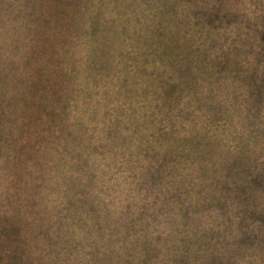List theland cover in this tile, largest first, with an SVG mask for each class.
<instances>
[{
    "label": "trees",
    "instance_id": "obj_1",
    "mask_svg": "<svg viewBox=\"0 0 264 264\" xmlns=\"http://www.w3.org/2000/svg\"><path fill=\"white\" fill-rule=\"evenodd\" d=\"M41 2L0 0L1 49L15 48L12 40L17 27L35 24L31 11L39 9L43 13L51 12L59 32L66 30L67 35L78 38L85 53L96 55L93 40L90 46L85 44L84 24L73 33L68 13L58 15L57 5ZM210 25L194 31L186 29L183 44L177 48L180 53L166 56L156 49L158 62L188 52L194 63L185 60L184 64V59L178 57L186 67V76L193 81L189 94H183L182 89L172 84L155 89L154 93H167L164 107L171 110L168 118L175 121L174 135L166 136V141L155 144L156 141L149 140L146 126L139 120L142 107L146 113L154 105L162 115L164 111L160 101L154 103V95L141 92V82L151 78L147 72L151 63L139 58L138 71L129 66L134 59L129 53L131 48L145 44L136 40V32L124 30L116 42L113 65L118 63L117 66L107 65L100 71L92 69L95 75L75 81L82 92L75 94L71 103L63 99L60 109L64 117L66 109L67 113L68 108L73 111V103L78 116L88 118V122L83 121L88 124L85 141L90 139L93 144L90 161L95 170L90 173V186L86 190L78 189L65 200L62 186L47 188L43 177L50 172L42 165L44 159L37 157L40 163L36 159L27 163L31 167L30 161L33 162L40 173L35 178L31 167L34 181L27 188V194L18 193L15 187L20 182L16 172L25 167L26 161L16 166L6 150L7 141L0 140V239L11 232L13 224L20 227L14 231L20 236L25 224L31 228L54 225L58 217L61 228L54 236L43 238L39 246L47 264H85L94 246L106 258H111V264H264V30L240 31L217 21ZM138 33L150 39V31ZM245 38L251 43L249 48L244 45ZM46 41L52 46L58 45V41L47 37ZM71 44L76 43L72 40ZM230 47L236 51L239 64L254 71L252 77H238L236 68L229 67L226 60ZM204 51L206 58L202 59ZM72 52L74 48L65 52L66 59ZM120 54L122 60L115 61ZM94 58L103 61L100 57ZM139 75L143 81H139ZM1 79L0 69V84ZM96 80L93 90L88 91L87 86ZM255 89L257 94H252ZM230 94L232 99L223 103V98ZM171 99L181 102L182 109H174ZM77 102L83 104V109ZM215 102H220L222 108L214 113L209 104L215 105ZM199 114L205 124L196 122ZM34 122L37 123V118ZM167 124L164 122L165 129ZM193 127L199 129V134L196 141L190 142ZM227 134L237 138L238 143L229 141ZM56 137L60 138L59 132L49 135L48 148L57 152ZM64 140L70 144L66 137ZM85 141L76 139L73 143L83 149ZM184 145L185 149L181 148ZM152 147L157 150L155 153ZM104 166L123 170L127 183L123 190L137 193L138 200L126 197L119 203L121 209L113 208L110 201L104 202L94 191ZM75 169L81 171L78 166ZM8 172L12 175L10 180ZM211 172L220 178L216 179ZM38 194L39 199L32 201ZM9 195L21 203L28 201L25 207L29 221H25L21 210L17 211L19 206L15 209V220H11L6 210ZM46 195L53 196L54 206L43 207ZM126 204H135L131 214L122 210ZM44 212L49 213L48 218ZM31 217L36 221L32 223ZM66 218L82 233L73 229L66 233L63 230ZM155 244L162 252L153 259L149 251ZM78 253L82 256L77 262L72 261Z\"/></svg>",
    "mask_w": 264,
    "mask_h": 264
},
{
    "label": "rangeland",
    "instance_id": "obj_2",
    "mask_svg": "<svg viewBox=\"0 0 264 264\" xmlns=\"http://www.w3.org/2000/svg\"><path fill=\"white\" fill-rule=\"evenodd\" d=\"M42 1L41 3L53 2V7L57 5L60 8L58 15H67L66 13L70 15L69 25L73 33H77L80 24H84L85 44L90 46L93 40V49L96 50V55L92 57L89 51L85 53L83 45L79 43L80 40L73 38L72 35H67L66 30L59 32L58 25L51 12L43 13L39 9L31 11L35 24L17 27V32L12 40L15 48H0V69L2 71L0 84V140L7 141L6 150L16 166H20L26 161L25 167L16 172L20 182L15 187L18 193L25 192L27 194V188L34 181L31 167L35 171V178L40 173L39 167L31 161L30 167L27 161L36 159L40 163L41 161L38 160L40 157L44 159L42 165L50 172V174L43 177L46 181L44 185L47 188L62 186L65 189L62 195H65V200L69 199L78 189L83 191L90 186V173L95 170V167L90 161V151L93 144L90 139L85 141L88 124L84 122H88V118L78 116L77 107L73 103V111L68 108L67 113L66 109L63 117L62 109H60L61 102L64 99L71 103L73 96L82 92V89L79 90L81 86L77 82L85 79V76L95 75L94 71H100L101 68L107 65H113L115 45L124 30L136 32V40L145 43L143 45L136 44L131 48L129 53L134 59L132 58V65L129 63V66L134 71H138L139 58L152 64H150L151 67L147 68V72L151 74L150 80L145 79L143 81L139 75V81L140 79L143 81L141 82L143 86L141 92L154 95L156 98L154 103L160 101L164 113L163 115L159 113L155 105L150 113H146L144 107H142L139 120L146 126L145 132L150 136L149 140L156 141L155 144H157V141H166V136H173L175 126L174 119L168 118L171 110L164 107L167 93H154L155 89L163 88L164 85L168 87L169 84H172L182 89L183 94H189L192 90L193 81L190 76H186V67L183 65V60L181 65V60L178 57L184 59V64L186 61L194 64L193 60H190L188 52L158 62L156 49L166 56L176 52L180 53L177 48L183 44V32L186 29L193 31L200 28L204 29V27L211 26L210 24H215V21L223 22L224 26L240 31L264 30V0ZM56 1L59 2L56 3ZM46 7L48 8L49 5L46 4ZM27 20L29 19L27 18ZM142 30L151 32L150 39L138 33ZM159 31L163 34L161 35ZM234 35L237 36V32ZM46 37L58 41V45H50L46 41ZM72 40L76 43L74 46L71 44ZM250 44V41L245 38L244 45L249 48ZM70 48H74V53L72 52L71 57L66 59L65 52ZM40 53H42L41 57L38 56ZM94 57H100L103 61H98ZM201 58H206L205 51L204 57L201 56ZM175 59H177V63L172 64ZM118 60H122L121 54L115 58V61ZM144 60L141 62L143 63ZM178 61H180V65ZM226 61H228L227 64L230 68H236L237 72H234L238 74V77L253 76L254 71L245 69L239 64L238 55L233 47L229 48ZM196 62L200 63V59H197ZM117 64L113 66H117ZM140 73L142 74L143 71ZM96 83H98L97 80L91 82L87 86L88 91L93 90ZM256 92V89L251 91L252 94H257ZM230 99H232L231 94L223 98V103ZM170 103L178 107L174 106V109H182L183 107L181 102L179 103L174 99H171ZM76 104L83 109L81 102ZM209 107L215 113L222 108V105L220 102H215V105L209 104ZM34 118H37V123L34 122ZM164 122H168L167 129L164 127ZM196 122L206 123L202 117L200 118V114L196 118ZM226 124L228 126L227 122ZM219 125L223 127L221 124ZM197 129V127L190 129L192 133L188 141L197 140L196 134H199V129ZM57 132L60 133V138L56 137V144L59 145L56 152L50 150L48 146L49 135ZM61 133L64 136L63 139ZM65 137L70 144L65 142ZM227 138L233 144L238 143L237 138L233 139L228 134ZM76 139L85 141L83 149H81V146H74L73 142ZM120 139L118 138V140ZM149 140H145V142L147 143ZM50 145L53 146L54 143ZM185 146L181 148L185 149ZM151 149L154 153L157 151L155 147ZM75 166L80 167L81 171L76 170ZM6 174L8 180H10L11 173ZM211 174L216 179L220 178L212 172ZM80 181L86 184L80 183ZM126 185L127 183L123 179V170L104 166L103 171L100 172L97 178V186L94 187V191L98 192L104 202L110 201L109 203H112L113 208L119 206L121 209L119 203L124 201L126 197H130L129 200L132 197L138 200L137 193L135 195L133 192L123 190ZM9 189L13 190L11 187ZM38 199L39 194L35 195L32 201ZM52 199L53 196L46 195V199L43 200V207L54 206L55 202ZM6 201L9 202L6 203V210L9 216L12 217V221L15 220L14 216L17 215L15 214L16 206L20 207L17 208V211L21 210L25 221L30 220L25 207L28 201L21 203L18 202L17 198L15 199L10 195ZM134 205L126 204L122 207V210L131 214L135 209ZM43 214L48 218L49 213L44 212ZM55 216L57 217L56 214ZM31 220L33 223L36 218L31 217ZM58 221L60 222L57 217L54 225L43 224L32 228L30 225L25 224L21 231L23 234L20 236L14 232L17 227L19 229L20 227L16 224L11 225V232L4 234L0 239V262H4L3 264H47L45 257H43V251L39 246L43 238L54 236L57 229L61 228ZM70 229L82 233L78 226L73 225L72 227V224L66 218L63 222V230L68 233ZM18 236L21 238L19 239ZM89 251L92 256L85 264H111V258H106L105 253H102L97 246L92 247ZM149 252L154 259L162 251L155 244V247ZM81 256L78 253V256L73 257L72 261L77 262L76 259Z\"/></svg>",
    "mask_w": 264,
    "mask_h": 264
}]
</instances>
